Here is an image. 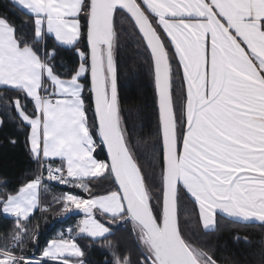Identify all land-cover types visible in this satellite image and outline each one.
<instances>
[{
	"label": "snow or ice",
	"instance_id": "obj_1",
	"mask_svg": "<svg viewBox=\"0 0 264 264\" xmlns=\"http://www.w3.org/2000/svg\"><path fill=\"white\" fill-rule=\"evenodd\" d=\"M9 3L29 20L0 15V90L17 94L0 102L30 129L38 174L0 196V215L13 221L0 264H84L73 240H52L40 259L14 251L35 237L30 218L45 180L91 193L93 178L114 179L115 191L89 199L65 193L57 202L64 213L84 214L79 232L93 240L111 232L96 212L108 224L132 225L139 258L113 253L115 264H218L183 234L178 206L185 198L205 230L216 229L217 213L264 225V0ZM125 23L134 25L154 67L159 159L155 144L143 155L144 143L132 141L121 116L116 52ZM66 53L77 58L70 68ZM101 146L106 160L97 158ZM157 175L162 197L153 199Z\"/></svg>",
	"mask_w": 264,
	"mask_h": 264
},
{
	"label": "trees",
	"instance_id": "obj_2",
	"mask_svg": "<svg viewBox=\"0 0 264 264\" xmlns=\"http://www.w3.org/2000/svg\"><path fill=\"white\" fill-rule=\"evenodd\" d=\"M13 16L19 24L21 20H29L23 13L13 10L9 0H0V15ZM30 23V21H29ZM76 56L66 53L63 63L70 68L76 63ZM118 67V91L121 116L129 130L133 142L141 140L144 143L142 153L145 157L150 155V145H157V158L159 149V115L154 83L153 65L150 56L139 39L134 26L128 23L123 25V31L118 38L116 52ZM57 72L63 74L64 67L57 61ZM0 95L14 97L13 91ZM86 105L89 107L90 117L93 115L92 98L90 92ZM29 112L32 111L28 102ZM0 189L3 194L13 193L27 182L35 179L38 166L33 160L27 146L30 129L24 125L16 112L0 102ZM15 140V143H11ZM98 159L106 160L102 146L97 148ZM144 166L150 165V160L143 161ZM58 165V164H57ZM59 166V165H58ZM159 164H157V169ZM47 190H44V186ZM91 193L84 192L75 187L56 185L44 181L41 191V210L31 217L29 230L37 229V239L30 241L23 251L25 256L40 257L42 251L52 240L65 236L71 230L72 240L84 251V264H115L116 256L131 255L135 261L139 258L140 250L135 231L130 223L120 222L115 225L108 224L104 216L95 213L96 218L109 226L111 232L105 238L93 241L89 237L78 234L76 219H65L67 213L63 212V204L57 202L65 193H72L89 199L93 195H103L117 190L112 178L93 179L89 181ZM153 196L162 197L161 184L157 178L151 185ZM47 209V211L43 210ZM180 225L183 234L197 247L203 248L217 259L218 264H264V226L258 224H243L229 220L224 216H217V227L213 231H205L201 226L198 208L188 198L181 201L178 206ZM12 219L0 215V248L11 243Z\"/></svg>",
	"mask_w": 264,
	"mask_h": 264
},
{
	"label": "rangeland",
	"instance_id": "obj_3",
	"mask_svg": "<svg viewBox=\"0 0 264 264\" xmlns=\"http://www.w3.org/2000/svg\"><path fill=\"white\" fill-rule=\"evenodd\" d=\"M71 187V186H70ZM152 196H153V194H152ZM153 199H155V197L153 196ZM82 219H84V217H80L78 220H77V229H78V234L79 235H81V236H86V237H88L86 234H82V233H80L79 232V226H80V222L82 221ZM97 219V218H96ZM32 231H34L35 232V237L34 238H29V239H27V242L28 243H30V241H33V240H35V239H37V236H38V233H37V229L36 228H34ZM109 235V234H108ZM107 235V236H108ZM90 238V237H89ZM60 239H64V240H71L72 239V236H71V230L70 231H67L66 233H65V236L64 237H61V238H59V239H57V240H60ZM90 239H92V238H90ZM99 239H102V238H99ZM99 239H96V240H99ZM93 240V239H92ZM96 240H93V241H96ZM12 243V242H11ZM10 243V244H11ZM10 246V245H9ZM70 260H73V259H75V258H69Z\"/></svg>",
	"mask_w": 264,
	"mask_h": 264
},
{
	"label": "water",
	"instance_id": "obj_4",
	"mask_svg": "<svg viewBox=\"0 0 264 264\" xmlns=\"http://www.w3.org/2000/svg\"><path fill=\"white\" fill-rule=\"evenodd\" d=\"M134 26V25H133ZM139 34V33H138ZM153 65V64H152ZM153 73H154V67H153ZM154 83H155V81H154ZM155 91H156V99H157V107H158V97H157V90H156V87H155ZM91 94V93H90ZM93 99H92V107H93ZM158 115H159V113H158ZM102 149H103V147H102ZM103 152H104V154H105V156H106V159H107V154H106V150H104L103 149ZM113 181H114V179H113ZM114 184H115V182H114ZM115 186H116V188H117V185L115 184ZM80 217H84V214L82 213V212H79L78 210H75V211H72V212H69V213H67L66 214V216H65V219H70V218H80Z\"/></svg>",
	"mask_w": 264,
	"mask_h": 264
},
{
	"label": "crops",
	"instance_id": "obj_5",
	"mask_svg": "<svg viewBox=\"0 0 264 264\" xmlns=\"http://www.w3.org/2000/svg\"><path fill=\"white\" fill-rule=\"evenodd\" d=\"M58 165H59V161L57 160V161H55ZM93 179H95V178H93ZM42 189H43V185H42V188H41V191H42ZM77 189H79V188H77ZM79 190H81V189H79ZM41 191H40V194H39V200H40V209H38V210H36L35 211V213L37 212V211H39V210H41L42 208H41ZM34 213V214H35ZM218 215H221V216H224L223 214H220V213H217V216ZM4 216V215H3ZM5 217V216H4ZM224 217H226V216H224ZM5 218H8V217H5ZM227 218V217H226ZM8 219H11V218H8ZM227 219H229V220H232L231 218H227ZM78 220V219H77ZM77 220H76V225H77ZM201 221V220H200ZM234 221V220H233ZM237 222V221H236ZM240 223H243V224H258V225H262V224H260V223H258V222H249V223H244V222H240ZM201 226H202V222H201ZM262 226H264V225H262ZM202 228H203V226H202ZM203 230H205L204 228H203ZM205 231H213V230H205ZM50 243V242H49ZM49 245V244H48Z\"/></svg>",
	"mask_w": 264,
	"mask_h": 264
},
{
	"label": "built area",
	"instance_id": "obj_6",
	"mask_svg": "<svg viewBox=\"0 0 264 264\" xmlns=\"http://www.w3.org/2000/svg\"><path fill=\"white\" fill-rule=\"evenodd\" d=\"M0 194H1V190H0ZM27 245V240L24 242V244H23V248H22V250L21 249H14V251H23V249H24V247ZM10 247H11V245H10ZM36 258V257H35ZM37 259H40V258H37ZM46 264H54V262H46Z\"/></svg>",
	"mask_w": 264,
	"mask_h": 264
}]
</instances>
